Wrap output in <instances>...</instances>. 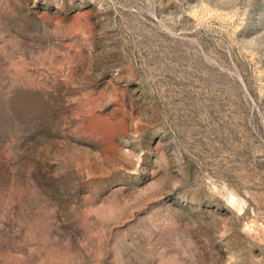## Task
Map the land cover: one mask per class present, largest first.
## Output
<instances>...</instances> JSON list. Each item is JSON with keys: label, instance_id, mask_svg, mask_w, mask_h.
Segmentation results:
<instances>
[{"label": "rangeland", "instance_id": "374dc122", "mask_svg": "<svg viewBox=\"0 0 264 264\" xmlns=\"http://www.w3.org/2000/svg\"><path fill=\"white\" fill-rule=\"evenodd\" d=\"M0 264H264V0H0Z\"/></svg>", "mask_w": 264, "mask_h": 264}]
</instances>
